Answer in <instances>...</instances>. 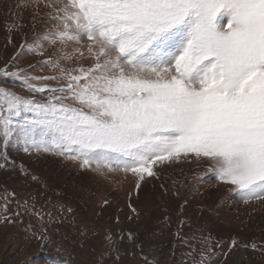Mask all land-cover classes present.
I'll return each mask as SVG.
<instances>
[{"label":"snow or ice","instance_id":"1","mask_svg":"<svg viewBox=\"0 0 264 264\" xmlns=\"http://www.w3.org/2000/svg\"><path fill=\"white\" fill-rule=\"evenodd\" d=\"M48 6L55 31L38 40L63 46L60 59L43 62L57 71L32 76L0 68L33 94L0 87L5 145L18 135L25 152L67 154L101 174L131 172L137 188L145 174L156 175L153 165L194 154L211 160L210 170L245 197L264 199V0H49ZM70 43L79 47L68 51ZM85 51L93 60L87 68L61 63ZM49 80L63 83L50 87Z\"/></svg>","mask_w":264,"mask_h":264},{"label":"rangeland","instance_id":"2","mask_svg":"<svg viewBox=\"0 0 264 264\" xmlns=\"http://www.w3.org/2000/svg\"><path fill=\"white\" fill-rule=\"evenodd\" d=\"M48 4L0 0V68L56 74L43 62L60 59L63 46L38 40L55 31ZM61 63L87 68L93 60L85 51ZM0 87L33 95L19 78L2 73ZM5 115L0 106V121ZM24 147L21 136L8 145L0 136V154H7L6 160L0 155V264H146L145 256L153 264H264L258 250L264 248V199H249L220 180L207 158L157 163L156 175L145 174L137 188L131 172L101 174L67 154Z\"/></svg>","mask_w":264,"mask_h":264}]
</instances>
